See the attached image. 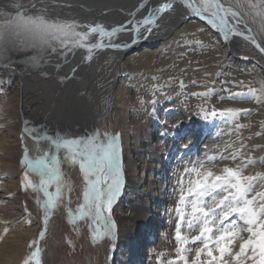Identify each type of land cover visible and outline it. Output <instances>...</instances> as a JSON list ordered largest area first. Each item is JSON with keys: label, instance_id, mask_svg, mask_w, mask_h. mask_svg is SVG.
I'll list each match as a JSON object with an SVG mask.
<instances>
[{"label": "bare ground", "instance_id": "6f19581e", "mask_svg": "<svg viewBox=\"0 0 264 264\" xmlns=\"http://www.w3.org/2000/svg\"><path fill=\"white\" fill-rule=\"evenodd\" d=\"M24 1L28 4L36 2L40 7V0ZM44 1L50 3L51 15L75 19L81 24L101 23L108 28L127 25L128 20H141L149 10L164 2ZM224 2L227 4L230 0ZM109 3L114 6H105ZM141 4L145 7L141 8ZM187 16L186 9L177 0L174 10L158 17L150 34L143 33L146 39L137 38L132 44V34L121 33L114 38L115 42H128L129 47L98 50L90 61L84 59L87 53L83 49H77L66 55L49 53L33 66L28 62L33 51L26 49L23 53L11 54V66L5 67L0 62V87L12 84L13 89L9 91H16L7 103L11 106L7 110L13 117L8 120L0 114L1 121L7 119L3 122L7 131L0 130L4 137L0 140V154L3 155L0 181H6L2 185L4 193H0V233L6 226L9 229L0 239V264H20L29 238L36 232L21 201L20 157L25 145L32 156L37 154L38 148L44 150L48 145L44 141L38 143L28 134H24L22 140L26 127L49 135L76 136L97 128L103 131L106 124L109 125L107 120L116 116L121 126V139L128 141L135 137L140 138L141 143L147 132L155 127L159 104L166 102L173 109L180 107L183 116L176 118L181 123L195 119L198 105L224 109L227 105L222 103L221 97L232 101L233 95L242 88H258V82L264 81V54L243 37L233 36L224 41L205 21L198 17L186 19ZM201 28L203 32L198 31ZM225 84L230 85L229 90ZM153 86H156L155 91ZM208 89L214 90L208 97L192 95ZM141 100L146 103L141 104ZM238 107L241 106L233 105V108ZM257 107L258 115L249 129L261 132L264 103H257ZM177 120L171 121L172 128L177 125ZM169 125L162 122L160 130L169 132ZM261 136L264 139V135ZM164 146L161 140L149 142L146 147L149 155L144 158H136L138 151L127 147V159L122 165L126 184L117 217L120 248L126 253L116 255L117 264H141L149 256L151 241L165 227L163 208L168 199L167 184L160 177L149 180ZM167 167L164 161L157 171L164 177ZM5 194L7 200L4 201ZM144 235L148 236L147 241H144ZM143 243L147 244L146 249H143Z\"/></svg>", "mask_w": 264, "mask_h": 264}, {"label": "snow or ice", "instance_id": "6c2138e0", "mask_svg": "<svg viewBox=\"0 0 264 264\" xmlns=\"http://www.w3.org/2000/svg\"><path fill=\"white\" fill-rule=\"evenodd\" d=\"M178 2L188 13L186 19L198 17L205 21L224 41L233 36L243 37L264 54V0H232L227 4L224 0ZM175 3L177 0H164L149 10L143 19L128 20L127 25L131 27L120 24L108 28L101 23L81 24L75 19L51 15L43 0H40V7L36 2L25 6L23 0H9L0 5V62L9 67L11 54L23 53L26 49L35 53L28 57L33 66L49 53L66 55L77 49H83L87 53L84 59L90 61L98 50L129 47L128 42H115L114 38L121 33H131L132 44L137 38L146 39L143 33L150 34L158 17L174 10ZM258 83V88L249 86L246 94L236 95H247L257 103H264V81ZM180 85L184 87L183 81ZM153 88L155 91L156 86ZM213 91L208 89L192 95L208 97ZM144 103L146 101L141 100V104ZM152 103L155 104V100ZM197 107V114L202 119L219 116L232 123L237 131L246 127L238 123L239 117L250 114L247 109ZM174 127L178 129L180 125ZM261 128L255 136L264 135V122H261ZM24 134L31 135L38 143L46 142L48 148H38L37 154L32 156L24 146L21 184L25 190L30 188L38 194L36 203L42 208L43 215L41 230L29 241L28 252L21 264H44L41 242L45 239L50 216L61 205L66 207L70 223L89 222L93 242L105 237L114 241L116 225L111 215L112 207L124 187L120 133L97 128L84 135H49L26 127L22 140ZM191 143L183 144L182 148L188 150ZM246 149L248 145L238 134L236 141L227 143L223 149L219 146L206 148L204 155L195 159L183 160L181 157L182 170L180 167L175 170V203L169 210L170 223H174L175 247L171 252L156 253L155 264H264V171L247 173L257 160ZM217 151L219 155H209V152ZM218 160L231 163L217 168ZM64 162L78 165L84 181L82 203L75 210L69 206L70 201L66 203L64 199L65 190L71 191L69 183L63 179L61 164ZM260 162L264 163V158ZM53 187L55 190H50ZM8 230L6 226L0 239Z\"/></svg>", "mask_w": 264, "mask_h": 264}, {"label": "rangeland", "instance_id": "374dc122", "mask_svg": "<svg viewBox=\"0 0 264 264\" xmlns=\"http://www.w3.org/2000/svg\"><path fill=\"white\" fill-rule=\"evenodd\" d=\"M24 1V0H23ZM9 2V0H0V5H5ZM48 1H44V3ZM232 0H230V3ZM25 6L29 5L27 2H23ZM40 4V3H39ZM49 6L50 3H47ZM41 6V4L39 5ZM51 6V5H50ZM105 6H114L113 3H109V5ZM52 8L49 7V11ZM33 54H35L33 52ZM4 69V68H2ZM3 72H6L3 70ZM227 86V90H229L230 85L225 84ZM8 88V89H7ZM1 89H4L2 92ZM13 89V85H8V87L2 88L0 87V114L4 117H7L9 120L13 117L12 113L7 109L10 108L9 101L11 100L12 95L16 94L15 92H11L9 90ZM248 89V87H247ZM247 89H243L239 91V93H247ZM6 91V93H5ZM229 100H223L222 103L226 104V108H233V105L241 106L238 109H247L250 110V114H242L239 119L238 123L244 124L248 127L243 128L242 130H235L234 125L230 122L225 121L223 118L217 116L214 118H210L209 120L202 119L199 115H196L195 119L193 120H186L181 121L177 120V116H183V110L181 112L180 107L173 109L170 105L167 106V103H161L157 106V115L158 120H156L154 129H150L147 132V135L144 138V141L140 143V138L136 139L135 137L129 139L128 141H124L121 139V148L123 154V162H126L127 159V147H133L138 152L135 154V157H147L149 153L147 152V146L149 142H156L162 141L165 143L164 149L160 154V159L156 163L155 169L152 171V176L150 177V181L158 179L160 177L163 182L167 184V195L168 199L165 202V206L163 208V216L165 227L159 233H157L154 240L150 243V252L149 256L145 258L141 264H155V254L158 252H171L172 249L175 247V243L173 240V232H174V223H170V216L171 213L169 210L174 206L175 197L173 193V187L176 182V175L175 170L180 167L182 170L181 164V157L183 160H188L189 158L195 159L198 155L203 156L205 149H213L215 146H219V149H223L227 143L235 142L237 139V135H241L245 143L248 145V149L250 150L251 154L254 158H256L257 162L250 166L247 169V173H255L257 171H264V163H261V158H264V139H261L262 136H255L254 133L259 132L257 130H250V125L252 126L253 122L255 121V117L258 115V107L257 102L255 99L251 98L247 95H233V97ZM227 101H230L227 103ZM179 106V105H178ZM7 119H2L0 122L2 125L0 126V130L7 131L6 126L3 125ZM177 120V124L180 127L172 128V120ZM109 125L106 129L109 132L113 133H120L121 137V126L119 123L118 118L111 117L107 120ZM162 122H168L170 131L166 132L164 130H160L162 126ZM24 123V121H23ZM249 125V126H248ZM25 128V126H24ZM110 129V130H109ZM167 133V134H165ZM155 137L153 138V135ZM252 137L248 139V137ZM4 137L0 135V140H3ZM139 140V141H138ZM191 141V147L188 150H184L182 145ZM259 145L260 147H254ZM238 146V145H237ZM47 150V149H44ZM219 155V151L213 153L209 152V155ZM228 153L226 152L225 155ZM61 157L63 154H60ZM3 155L0 154V159H2ZM23 155L20 157V165H19V179L21 184V178L24 171V166L21 164ZM139 159V158H138ZM166 161L168 167L167 171L164 172L163 175L159 174L157 170L161 168V166ZM239 162V161H238ZM163 163V164H162ZM225 163H231L228 160H218L216 163V167H222ZM77 168V166H72L70 163L64 162L61 164V170L63 173V179L69 183L71 191L68 192L65 190V202H69V206H77L79 203H82V199L80 196L82 192H80V183L82 182V178L78 177L79 171H73L72 169ZM125 176V174H124ZM76 179L73 180V179ZM32 179L35 180L36 177L33 175ZM73 180V185L72 181ZM6 181H0V193H4V188L2 187L3 183ZM126 184V176L124 181V187ZM123 187V188H124ZM21 201L24 209V213L28 214L32 219V223L36 227V232L32 234L29 238V241L38 235L39 231L42 227V215L43 210L42 208L36 203L38 194L34 192L32 189L25 190L21 184ZM52 191L55 190L53 187L50 189ZM124 190L122 189L121 194L118 196L116 202L113 204L112 207V219L116 225V239L113 241L107 237L98 240L97 242H93L91 239V233L88 227L87 220H78L76 224H72L68 220L67 216V209L64 205H61L58 210L54 211L53 214L50 216L49 223L47 225L48 229L46 231L45 239L41 242V247L44 249L43 252V261L44 264H117L118 260L116 255L118 253L125 254L126 251L123 248H120V224L117 219L120 212L118 210V206L121 203V199L123 196ZM7 194L4 196V201L7 200ZM42 196V194H40ZM25 208L27 212H25ZM119 213V214H118ZM144 241H147L148 236L144 235ZM28 243L26 246L25 255L28 252ZM115 245L112 247V245ZM143 249H146V243H143ZM24 255V256H25ZM24 258V257H23ZM23 260V259H22ZM22 262V261H21ZM21 264V263H20ZM134 264V263H131Z\"/></svg>", "mask_w": 264, "mask_h": 264}, {"label": "flooded vegetation", "instance_id": "af4514ba", "mask_svg": "<svg viewBox=\"0 0 264 264\" xmlns=\"http://www.w3.org/2000/svg\"><path fill=\"white\" fill-rule=\"evenodd\" d=\"M106 127H107V125H106ZM106 129V128H105ZM110 130V129H109ZM61 154H63V152H61ZM63 157V156H62ZM121 159H122V162H123V154L121 153ZM72 166H77V168H73L72 169V174H74L73 173V171H77V170H79V166L78 165H73V164H71ZM75 175V174H74ZM76 176V175H75ZM77 177V176H76ZM78 177L80 178H82V174L80 173V171H79V174H78ZM73 180H75L76 181V179L74 178ZM73 180H71L72 181V184H71V186L73 185ZM124 181H125V176H124ZM80 192H83V187H84V181H83V178H82V182L80 183ZM80 199H82V194H81V196H80ZM75 206H72V209L73 210H75ZM47 229H48V227H47Z\"/></svg>", "mask_w": 264, "mask_h": 264}, {"label": "water", "instance_id": "95a60500", "mask_svg": "<svg viewBox=\"0 0 264 264\" xmlns=\"http://www.w3.org/2000/svg\"><path fill=\"white\" fill-rule=\"evenodd\" d=\"M149 1H150V0H147V2H149ZM147 2H146V3H147Z\"/></svg>", "mask_w": 264, "mask_h": 264}]
</instances>
